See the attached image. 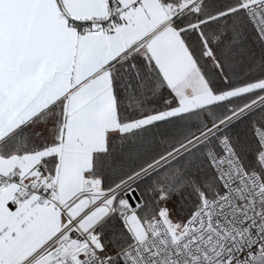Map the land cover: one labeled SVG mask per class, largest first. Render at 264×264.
<instances>
[{
    "label": "snow or ice",
    "instance_id": "1",
    "mask_svg": "<svg viewBox=\"0 0 264 264\" xmlns=\"http://www.w3.org/2000/svg\"><path fill=\"white\" fill-rule=\"evenodd\" d=\"M0 264H264V0H0Z\"/></svg>",
    "mask_w": 264,
    "mask_h": 264
}]
</instances>
